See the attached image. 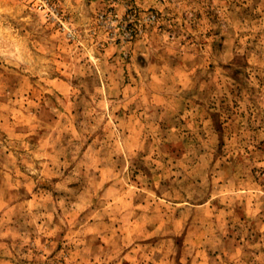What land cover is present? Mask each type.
<instances>
[{
    "label": "rangeland",
    "instance_id": "1",
    "mask_svg": "<svg viewBox=\"0 0 264 264\" xmlns=\"http://www.w3.org/2000/svg\"><path fill=\"white\" fill-rule=\"evenodd\" d=\"M0 264H264V0H0Z\"/></svg>",
    "mask_w": 264,
    "mask_h": 264
}]
</instances>
